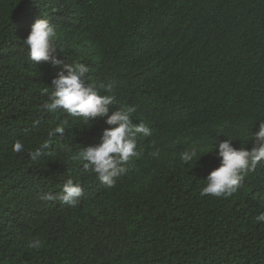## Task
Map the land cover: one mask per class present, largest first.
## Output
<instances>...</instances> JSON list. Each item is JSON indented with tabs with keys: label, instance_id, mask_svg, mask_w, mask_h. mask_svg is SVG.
Returning <instances> with one entry per match:
<instances>
[{
	"label": "trees",
	"instance_id": "obj_1",
	"mask_svg": "<svg viewBox=\"0 0 264 264\" xmlns=\"http://www.w3.org/2000/svg\"><path fill=\"white\" fill-rule=\"evenodd\" d=\"M37 19L56 27L57 64L28 59ZM76 63L114 95L110 113L132 106L152 130L111 188L74 159L107 117L44 108ZM262 120L264 0H0V264H264V162L232 196L200 195L219 143L251 150ZM189 147L202 150L185 164ZM68 179L74 203L42 199Z\"/></svg>",
	"mask_w": 264,
	"mask_h": 264
},
{
	"label": "clouds",
	"instance_id": "obj_2",
	"mask_svg": "<svg viewBox=\"0 0 264 264\" xmlns=\"http://www.w3.org/2000/svg\"><path fill=\"white\" fill-rule=\"evenodd\" d=\"M56 37V27L47 19H37L33 23L23 42L28 50V59L34 66L41 62L59 63L56 59ZM88 71L89 68L83 63L65 65L64 70L60 71L51 82L53 86L49 94L51 102H46L44 108L49 112L60 109L71 116L79 117L85 124L98 117H107L105 122L110 127L104 130L100 143L81 151L74 159L86 162L84 168H91L98 180L111 188L114 185L113 178L124 171L122 165L136 155L138 138L151 136L152 130L144 123H133L131 114L135 108L132 106L119 107L110 113L109 106L113 103L114 95H100L97 85H86L82 77ZM55 131L63 133L64 128L57 127ZM251 138L255 141V146L251 150L234 148L231 139L219 143L217 154L220 158V166L211 171L204 180L206 183L200 192L202 197L227 198L232 196L242 187L243 174L254 170L258 164L264 162V120L260 122L258 131L252 134ZM215 148L216 146L212 144L211 150H206V154ZM22 150L23 145L19 142L13 145V151ZM200 150L202 149L189 147L181 153L180 159L185 164H190ZM39 154V150L31 152V159L35 160ZM81 195V185L74 184L72 179H68L57 196L49 194L44 195L42 199L59 200L61 203L70 204ZM255 220L258 223H264V212L257 215ZM40 246L39 240L29 244L31 248Z\"/></svg>",
	"mask_w": 264,
	"mask_h": 264
}]
</instances>
